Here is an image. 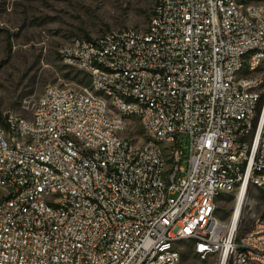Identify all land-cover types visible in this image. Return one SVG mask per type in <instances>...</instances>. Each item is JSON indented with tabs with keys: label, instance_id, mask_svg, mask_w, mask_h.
<instances>
[{
	"label": "built area",
	"instance_id": "2783aa9c",
	"mask_svg": "<svg viewBox=\"0 0 264 264\" xmlns=\"http://www.w3.org/2000/svg\"><path fill=\"white\" fill-rule=\"evenodd\" d=\"M88 84L0 122V264H264V220L215 216L264 188V4L156 0L146 29L59 49ZM140 127L136 143L128 131Z\"/></svg>",
	"mask_w": 264,
	"mask_h": 264
},
{
	"label": "rangeland",
	"instance_id": "374dc122",
	"mask_svg": "<svg viewBox=\"0 0 264 264\" xmlns=\"http://www.w3.org/2000/svg\"><path fill=\"white\" fill-rule=\"evenodd\" d=\"M156 0H0V116L29 119L46 86L78 88L88 84L78 69L64 64L59 49L74 38H95L111 31L146 29ZM264 4V0H246ZM262 78L264 64L257 70ZM128 133L138 143L136 124ZM3 190L0 189V197ZM235 193L221 194L215 216L228 222ZM237 238L251 231L252 215L264 220V188L250 187L244 197ZM181 264H218L216 256L200 258L190 241L176 244Z\"/></svg>",
	"mask_w": 264,
	"mask_h": 264
},
{
	"label": "bare ground",
	"instance_id": "6f19581e",
	"mask_svg": "<svg viewBox=\"0 0 264 264\" xmlns=\"http://www.w3.org/2000/svg\"><path fill=\"white\" fill-rule=\"evenodd\" d=\"M245 194H243V192L240 193V195L237 196L236 200H235V206H234V211L231 215L230 220L232 219V222L236 223V219H237V214L240 208V205H242L243 200H244Z\"/></svg>",
	"mask_w": 264,
	"mask_h": 264
},
{
	"label": "trees",
	"instance_id": "16d2710c",
	"mask_svg": "<svg viewBox=\"0 0 264 264\" xmlns=\"http://www.w3.org/2000/svg\"><path fill=\"white\" fill-rule=\"evenodd\" d=\"M86 39H89V38H86ZM0 122H2V123H3V119H1V116H0Z\"/></svg>",
	"mask_w": 264,
	"mask_h": 264
}]
</instances>
